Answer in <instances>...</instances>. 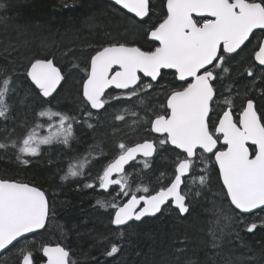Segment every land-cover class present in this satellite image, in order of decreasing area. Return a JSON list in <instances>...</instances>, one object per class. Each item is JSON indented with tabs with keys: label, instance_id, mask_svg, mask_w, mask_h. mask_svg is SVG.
Listing matches in <instances>:
<instances>
[{
	"label": "snow or ice",
	"instance_id": "1",
	"mask_svg": "<svg viewBox=\"0 0 264 264\" xmlns=\"http://www.w3.org/2000/svg\"><path fill=\"white\" fill-rule=\"evenodd\" d=\"M114 4L132 14L135 26L143 28L150 24L151 0H114ZM5 7L0 3V11ZM162 9L157 23L151 24L145 33L154 42L149 49L115 42L90 56L81 85L80 117L44 107L60 96L66 76L53 59H31L23 76L27 82L25 99L31 97L28 107L34 114V126L29 131L27 123L22 124L25 132L19 137L13 136V128L5 142H0V149H16V159L28 165L31 161L25 157L40 155L41 145L68 146L74 139L75 124L92 128L90 121L98 120L103 114L101 110L108 112L109 108L118 107L113 101L144 108L143 118L140 112L125 107L113 119L126 122V116L131 115L158 135L131 146L120 141L118 155L98 177L99 188L107 191L116 185L113 192L129 196V180L136 165L132 164L130 171L125 166L136 161L142 164L141 171L149 169L152 158L163 152L175 155L171 178L155 194L148 187L137 188L147 195L132 192L122 205L115 203V197L111 203L98 200L97 204L116 209L111 223L123 238V226L131 227L130 221L156 216L166 204L179 216L191 215L195 198L208 188L210 173L215 172L220 199L218 203L213 201L214 218L209 221L208 235L210 247L219 249L226 229L240 240V228L248 233L257 229L253 217L264 220V113L258 114L253 100L248 99L236 117L230 76L232 60L256 40L257 67L245 71L253 78L254 87L264 89V0H165ZM257 74L259 85L255 83ZM168 76L172 77L170 87L163 84ZM226 79L229 83L225 85ZM158 88L165 93V101L160 102L161 111L148 117L144 100ZM109 89L120 92L113 94ZM20 93L15 72L0 71V120L7 121L14 115L12 101L22 102ZM35 118L49 122V135H38L36 129L41 124L35 123ZM54 120L58 123L53 124ZM138 156L143 159L137 160ZM87 162L84 157L71 163L61 179L82 176ZM164 176L161 172L158 179ZM53 212L42 187L0 179V254L14 250L15 264H37L35 253L39 251L47 258L46 264H75L64 247L41 243L37 249L35 237L30 235L43 234ZM119 250L113 243L105 254L112 257Z\"/></svg>",
	"mask_w": 264,
	"mask_h": 264
},
{
	"label": "trees",
	"instance_id": "2",
	"mask_svg": "<svg viewBox=\"0 0 264 264\" xmlns=\"http://www.w3.org/2000/svg\"><path fill=\"white\" fill-rule=\"evenodd\" d=\"M0 3L6 6L0 11V17H3L0 19V71L15 72L21 85L19 99L26 111L33 113L28 107L31 97L25 99L27 82L23 76L25 66L31 59L34 57L53 59L64 72L67 81L69 79L67 76L75 68L79 70L86 67L89 56L108 43L127 42L147 50L152 44L147 41L146 30L159 20L165 0H152V19L150 24H146L143 28L135 26L126 15L100 0H0ZM32 34L36 36L33 37ZM52 41L55 42L54 45L49 43ZM256 44L257 41L252 40L230 65L231 83L234 88V111L240 110V106H244L248 99H252L258 113H264V95H262L264 89L259 86L254 87L253 78L248 77L245 71L249 67L256 68L253 61ZM66 70L69 74L65 72ZM79 77H76V86L71 87L65 82V88L62 86L63 91L55 99L56 101L66 94L65 99L69 97L73 102L62 100V105L70 112H78L74 114L77 117L81 116L82 106L80 83L83 78ZM171 79V76L165 77L163 84L170 87L168 82ZM227 83L229 81L226 79L225 85ZM255 83L257 85L261 83L259 74ZM236 92L239 94L236 95ZM152 93L150 97L155 95ZM14 101L17 105L18 102L15 99ZM16 107L18 109V106ZM104 113L106 112H103V115ZM33 117L31 115L25 118L24 123H29L27 120ZM13 120L17 127L24 124L15 116ZM98 122L96 119L92 120L94 126L91 130H88L85 124L74 125L73 135L77 134L78 149H84L94 131L101 128ZM113 126L118 127L116 122L112 123ZM12 129L9 120H0V142L5 141V136L8 132H12ZM104 130V127L101 128L102 132ZM120 131L125 132V129ZM127 138L125 142L130 143ZM116 139H120L119 136ZM106 140H109L106 144L112 145L113 140L108 136ZM69 145V150H61L66 156L70 155L72 149L74 150L76 143L70 140ZM13 151V149L0 150V179L42 187L49 198L50 207L54 209L45 232L34 236L35 242L53 246L65 245L72 255L70 258L74 262L75 259L79 260L77 264H229V261L231 264H264V226H262L264 220L254 233H248L240 228V240L235 238L234 233L229 235V230L226 229L222 247L219 249L210 247L208 243L210 237L207 245L205 244L203 237L211 227L209 221L214 218L213 201L218 203L220 199L215 172L211 174L210 187L195 198L191 215L182 218L176 211L167 208L169 210L163 211L155 219L124 228L123 238L118 236L111 223L116 209L101 207L97 201L111 203L115 197V203L122 205L132 192L137 196L147 195L142 190L137 191V188L142 189L145 185L143 181L146 179L161 180L158 179L161 172L165 173V176L168 174L171 176L174 171V153L163 152L166 156L163 163L157 161L159 156H156L151 168L139 172V175L129 180L131 192L129 196H124L117 195L112 190L106 193L100 189L99 176L86 172L82 177H75L82 182L74 185L69 180L61 179L65 175L64 173L60 175L64 170L63 166L60 168V164L53 161L54 159L47 161L45 156L42 160L37 159L38 161L35 160L32 164L24 165L20 161H15L16 152ZM102 164L103 162H100V166ZM51 169L57 173H53ZM130 170L131 167L128 171ZM167 179L166 177L165 180ZM87 184H92L94 187H86ZM155 191L150 190L151 193ZM225 210L227 211V206ZM253 219L257 218L253 217ZM47 239L52 242L47 243ZM113 243L120 250L109 257L105 253L110 250ZM178 248H183L184 251L178 252ZM15 259L13 250L0 259V264H15ZM36 260L39 264L42 256L36 255Z\"/></svg>",
	"mask_w": 264,
	"mask_h": 264
},
{
	"label": "rangeland",
	"instance_id": "3",
	"mask_svg": "<svg viewBox=\"0 0 264 264\" xmlns=\"http://www.w3.org/2000/svg\"><path fill=\"white\" fill-rule=\"evenodd\" d=\"M91 25H94V24H91ZM130 25L132 26V24H130ZM34 35L32 34L33 37H34ZM32 36L30 35V39L32 38ZM49 43H51L53 45L55 44L54 41L49 42ZM89 58H90V56H89ZM89 58L87 61L88 64H89ZM84 69H85V66L80 68L79 70H78V68H75L73 70V72H71L70 74L68 73V70H66L65 72H67L69 74L67 76V78L69 77V79L66 81V83L68 82L69 84H67V85H70L71 87L76 86V83H77L76 77L80 76L81 78H84V75H85ZM82 80L80 83L81 85H82ZM66 83L64 82V84L62 85V86H64V88L66 86ZM73 89H75V88H73ZM80 89L82 90V87H80ZM66 90H67V88H66ZM153 92H155V93H152V94H155L153 97L147 96L144 100V105L147 107V116L148 117H151L154 111L155 112L161 111L160 102L165 101V93H162V91L160 89L153 91ZM65 96H66V94H64L61 98H58L60 100H58V99L56 101L54 100V101H52L51 105L46 104L44 107L45 108L51 107L53 110H59V111H63V112L69 113V114L78 113V112H74V111L70 112V110L68 111L67 109H65L63 107L62 100L63 101H69L70 103L73 102L70 100L69 97L67 99H65ZM12 103L15 105V110L16 111L18 110V111H17V113H14V115L10 117V119H9L10 127L15 129L16 133L15 132L13 133V135H15L14 137H19V136H22L24 134L25 128L21 127V126L17 127L16 122L13 120V117L14 116L17 117V119L20 123H24L25 118H29L31 115L34 116V114L31 113L30 111L27 112L26 108L22 102H18V104L16 105V103L13 99ZM113 103H117L118 107L117 108H109L108 112L104 113V115L102 114L103 116H100L98 118V121H99L98 124L101 126V128L104 127L105 130L102 132L101 128H99V129H97V131H94V133L90 136V142L87 144V146L84 149H78V144H77L78 142H77V138H76L77 134L75 133L74 139H72V143H74V141H75L76 146H75L74 150L72 149L70 155L66 156V154L63 153L64 151H61V150H69L70 145L65 146L63 144L53 143L52 145H41L40 146V155H38L36 157H25V159H29L31 161L30 164L34 163L35 160L38 161L37 159L42 160L43 158H45V156H47V161H51V159H54L53 161H56L57 163L60 164V168L63 166L62 168L64 170L60 173V175H61L63 173L66 174L68 166L71 163H76L78 160H81L84 157H87L88 162L85 165L83 173L87 172L89 174L91 173V174L96 175V176L101 175L103 172V169L106 167V165L113 158H115L118 155L119 149H118L117 145L120 141H123L124 143H126L125 141H126V138L128 137L127 141L130 140L128 142L135 145L136 143L143 142L145 139H151L152 138V134L149 131V125L143 124V123H138L136 118L131 116V115L126 116V122L115 121L113 119L114 115L117 112L121 111L122 108H125V107L131 108L137 112H140L141 118H143L145 115L144 108L137 107L136 105H132L130 102L113 101ZM16 106H18V109ZM73 106L75 107V104H73ZM240 107H242V106H240ZM33 120H34V117L31 120L30 119L27 120V122H29V123H27L29 131L31 130V127L34 126L32 123ZM90 122L92 123V121H90ZM113 122H116L118 127H116V128L114 126L112 127ZM35 123L41 124V127L36 129V131L40 137L49 135V122L46 119L41 120L39 118H35ZM52 123L57 124L58 121L54 120ZM75 125L80 126V125H84V124L80 123V125H79L77 123ZM92 128H88V130H91ZM119 129L120 130L125 129V132L124 131L121 132ZM22 131H24V132H22ZM53 131H55L54 128H53ZM21 132H22V134H21ZM5 133H7V132H5ZM107 136L109 137V139L113 140L112 145L106 144L109 141V140H106ZM118 136L120 139L117 140L116 138H118ZM2 142H5V141H2ZM130 143H126V144H130ZM114 144H115V146H114ZM9 149L12 151V148H9ZM13 150H14L13 152H16V154H17V150L16 149H13ZM165 159H166V156L164 153H162L159 156V159L157 161H161L163 163L165 161ZM155 160H153V161H155ZM15 161L19 162V160L16 159V155H15ZM100 162H103V164L101 166H100ZM142 167H143L142 164L137 163L136 168H135V172L132 174V177L139 175L138 173L141 172ZM60 168H59V170H61ZM145 170H147V169H145ZM51 171L53 173H57L52 169H51ZM90 171H92V172H90ZM211 174L212 173H210L209 184L211 183ZM160 175L158 176V178L160 177ZM82 176H84V174ZM166 177L168 178L167 180H165ZM170 178H171V176H169V174H168V175L164 176L162 180L152 181V180L146 179L143 181V182H145V185L143 187H148L150 190L158 191L159 188L162 186V184H167L169 182ZM135 179H138V178H135ZM68 180L70 181V183H72L74 185H79V183L82 182L81 179L77 180L76 178H71V177ZM208 187H210V185ZM262 221L263 220L260 218L255 219V222L257 223V226H259V227L261 226ZM208 238H209V235L207 232L206 236L203 237L206 245H207V242L209 241ZM203 239H202V241H203ZM53 241H55V240H53ZM199 241L200 240H198V242ZM46 242L49 243V242H52V240L47 239ZM41 243L42 242L39 243L38 241L35 242L37 249L40 247ZM48 245H51V244H48ZM63 246L65 247V245H63ZM38 254L42 255V253L37 251L35 253V255H38ZM78 262H79V260L75 259V263L77 264ZM39 264H43V259L41 260V262Z\"/></svg>",
	"mask_w": 264,
	"mask_h": 264
},
{
	"label": "water",
	"instance_id": "4",
	"mask_svg": "<svg viewBox=\"0 0 264 264\" xmlns=\"http://www.w3.org/2000/svg\"><path fill=\"white\" fill-rule=\"evenodd\" d=\"M100 1H103V2H106V3H108V4H111V5H113V6H115V7H117L119 10H121V11H123L124 13H126V10H122V9H120L119 8V6H117V5H115L114 4V0H100ZM128 15H130V16H132V14H130V13H127ZM148 41H149V43H151V44H153L154 42L153 41H151L150 39H148ZM62 84H63V82H62ZM110 90H112V89H109L108 91H110ZM113 90H116V89H113ZM116 91H120V90H116ZM254 106H255V108H256V104L254 103ZM153 135L154 136H157L158 134H156V133H153ZM155 157V156H154ZM153 157V158H154ZM152 158V159H153ZM138 159H143L142 157H137V160ZM136 161H132V162H130L128 165H126L125 166V169H127L128 167H130L132 164H134ZM114 178H116L115 176H114ZM111 187H118V186H116V185H113V186H111ZM183 187V186H182ZM110 189V188H109ZM109 189L107 190V191H109ZM106 191V192H107ZM168 205L166 204V205H164L163 206V209H165L166 207H167ZM163 209H162V212H163ZM173 210H175V209H173ZM176 211V210H175ZM162 212L161 213H157V215L156 216H148V217H144V218H142V220L141 221H130L129 222V224H133V223H135V224H141L143 221H145V220H149V219H155V218H157V217H159L161 214H162ZM182 218H184V217H186V216H181ZM113 227L116 229V226L115 225H113ZM125 227H127V225H125V226H123V228H125ZM44 230H42V232H43ZM37 234H39V233H37ZM37 234H30V235H37ZM2 255H4V254H0V257L2 256ZM43 257V256H42ZM43 259H44V261H45V263L44 264H46V257H43Z\"/></svg>",
	"mask_w": 264,
	"mask_h": 264
},
{
	"label": "flooded vegetation",
	"instance_id": "5",
	"mask_svg": "<svg viewBox=\"0 0 264 264\" xmlns=\"http://www.w3.org/2000/svg\"><path fill=\"white\" fill-rule=\"evenodd\" d=\"M151 3H152V0H151ZM114 8H116V9H117L118 11H120L122 14L126 15L128 18L131 19L132 16H130V15L124 13L123 11L119 10L117 7H114ZM131 20H132V19H131ZM257 35H258V33H257ZM147 41H148V38H147ZM148 42H149V41H148ZM253 61H254V57H253ZM254 65L256 66L255 62H254ZM256 67H257V66H256ZM217 86L219 87V85H217ZM245 105H246V103H245ZM245 105H244V106H245ZM233 112H234V113H239L240 110H238V111H234V110H233ZM153 139H154V138H153ZM173 211H175V210H173ZM66 250H67V249H66ZM70 256H71V254H70Z\"/></svg>",
	"mask_w": 264,
	"mask_h": 264
}]
</instances>
